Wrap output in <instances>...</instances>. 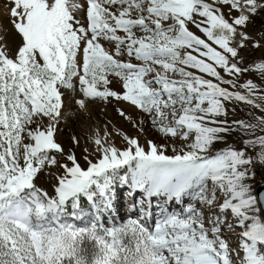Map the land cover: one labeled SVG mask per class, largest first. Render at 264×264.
I'll use <instances>...</instances> for the list:
<instances>
[{
  "label": "snow or ice",
  "instance_id": "6c2138e0",
  "mask_svg": "<svg viewBox=\"0 0 264 264\" xmlns=\"http://www.w3.org/2000/svg\"><path fill=\"white\" fill-rule=\"evenodd\" d=\"M4 7L0 264H264V58L240 55L262 46L247 28L264 0ZM96 101L133 106L138 119L116 112L164 142L106 124L78 154L65 108ZM237 104L259 115L229 120Z\"/></svg>",
  "mask_w": 264,
  "mask_h": 264
},
{
  "label": "rangeland",
  "instance_id": "374dc122",
  "mask_svg": "<svg viewBox=\"0 0 264 264\" xmlns=\"http://www.w3.org/2000/svg\"><path fill=\"white\" fill-rule=\"evenodd\" d=\"M2 1H4V0H2ZM225 11H227V10L225 9ZM256 16H258L259 21L255 22L254 20H252V22L249 24V26L247 28V31H248L249 35L255 37L256 40H259L262 46L260 48H252L251 43H250L248 48L243 49L241 51L240 55L244 57V65L245 66L248 65L252 61L259 62L262 58H264V11H261ZM193 30L195 31V29H193ZM248 78L252 79L257 84H260V79L258 78V76L255 73H249V75L245 79H248ZM70 104L72 106H74V109L76 111L80 112V116H79L80 119L82 121H84L83 122L84 124L86 123L85 125L79 124V128L84 132L85 131L90 132L91 133L90 136L94 135V133L97 131H99L100 135H103L104 130H105V125L107 123V127H108L109 132L113 131V126H115L116 128H119L123 132L127 133L129 136L139 135L140 142L142 144L145 143L146 140H153L157 143H163L164 142L163 138L160 137V135L158 133H156L150 127V125L146 124L144 133L139 134L137 129L132 126V123L130 121L123 119L121 116H119L117 114L116 108L119 107V108L124 109V111L129 116H131L133 119L139 118L140 113L138 112V110L135 109L133 106L128 105L125 102L112 101V102L107 103V104H105L102 101L90 102L88 104L87 109L83 110V111L76 108L77 106H75L73 103L70 102ZM89 105H91V106H89ZM96 107H97V109H98L97 111L99 113V115H97L98 120L96 118L91 117V115H90L91 110L93 108L96 109ZM100 108L104 113L100 110ZM250 112L253 114L259 115L258 110L250 109L249 106L244 105V104H237L235 113L232 114L230 112L228 118H229V120H232V119H251L252 117L250 116ZM145 119H147V118L145 117ZM95 123H96L97 128L95 127ZM90 126H92V127L89 128ZM63 127L64 126L62 125L61 139L65 143V145L67 146L70 143L71 135L69 134V132L63 130ZM86 135H87V133H86ZM86 135L82 136L84 142L82 144H80L79 149L91 146L90 141L88 139L89 136H86ZM115 142L118 146L122 145V141H121V138L119 136H115ZM229 142L235 143L236 146H238V147L242 146V144L240 143V137L239 136L229 137ZM255 172H256V175H255V178L252 181V183H253L254 187H257L261 182L262 176H264V165L258 164L255 168ZM43 183L45 186H47L48 182H47V180H44ZM124 191H126V190H124ZM120 203L122 205V207L120 209L121 215L118 216L116 219L118 222H123L124 219H127V216L124 215L123 192L121 194ZM232 243H233V246H235V241H233Z\"/></svg>",
  "mask_w": 264,
  "mask_h": 264
},
{
  "label": "bare ground",
  "instance_id": "6f19581e",
  "mask_svg": "<svg viewBox=\"0 0 264 264\" xmlns=\"http://www.w3.org/2000/svg\"><path fill=\"white\" fill-rule=\"evenodd\" d=\"M0 21H2L4 24H7L8 23V16H7V9L4 7V1L0 0ZM91 106V105H89ZM77 108V107H76ZM97 107L96 109L93 108L90 112V115L91 117L93 118H96L98 120V117L97 115H99L98 111H97ZM101 110V108H100ZM68 111V112H67ZM102 111V110H101ZM65 112H66V121L65 123L63 124V130L69 132V134L72 136V135H76L77 137L80 138V144H82L84 141H83V138L82 136L87 135L86 136H89L91 135L90 132H84L82 131L80 128H79V124H84L81 119H80V112L79 111H76L74 109V106H72L70 104V102L67 103V106L65 108ZM103 112V111H102ZM104 113V112H103ZM92 118V119H93ZM105 119V118H104ZM94 120V119H93ZM98 122V121H97ZM86 124V123H85ZM84 124V125H85ZM107 124V123H106ZM98 125V124H97ZM94 126V125H93ZM92 126H90L89 128H91ZM95 127H96V123H95ZM97 128V127H96ZM99 128V127H98ZM87 142V141H86ZM91 148V146L89 147ZM83 149H78V154H82L83 153ZM46 182V181H45Z\"/></svg>",
  "mask_w": 264,
  "mask_h": 264
},
{
  "label": "trees",
  "instance_id": "16d2710c",
  "mask_svg": "<svg viewBox=\"0 0 264 264\" xmlns=\"http://www.w3.org/2000/svg\"><path fill=\"white\" fill-rule=\"evenodd\" d=\"M252 20H254L255 22H258V21H259V18H258V16H254V17L252 18Z\"/></svg>",
  "mask_w": 264,
  "mask_h": 264
},
{
  "label": "water",
  "instance_id": "95a60500",
  "mask_svg": "<svg viewBox=\"0 0 264 264\" xmlns=\"http://www.w3.org/2000/svg\"><path fill=\"white\" fill-rule=\"evenodd\" d=\"M259 187H264V183L259 184V185L257 186V188H259Z\"/></svg>",
  "mask_w": 264,
  "mask_h": 264
},
{
  "label": "built area",
  "instance_id": "2783aa9c",
  "mask_svg": "<svg viewBox=\"0 0 264 264\" xmlns=\"http://www.w3.org/2000/svg\"><path fill=\"white\" fill-rule=\"evenodd\" d=\"M264 183V176H262L260 184Z\"/></svg>",
  "mask_w": 264,
  "mask_h": 264
}]
</instances>
